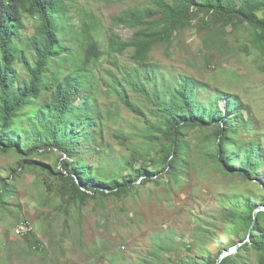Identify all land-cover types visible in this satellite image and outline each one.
<instances>
[{"label": "rangeland", "instance_id": "rangeland-1", "mask_svg": "<svg viewBox=\"0 0 264 264\" xmlns=\"http://www.w3.org/2000/svg\"><path fill=\"white\" fill-rule=\"evenodd\" d=\"M237 1L247 7L245 1ZM175 2L64 0L55 27L68 50L51 62L50 74L61 78L74 71L83 58L81 50L88 36L103 52L94 65L91 110L102 122L94 116L95 127L89 126L84 134L77 130L82 134L76 140L81 147L77 159L84 156L88 166L103 164L110 175L122 176L128 173L129 160L136 152L141 157L135 168L142 164L152 171L163 168L166 137L157 129L163 123L160 113L146 95L126 87L123 91L142 112L135 114L104 85L103 76L115 73L116 66L137 68L132 49L123 55L109 51L110 29L128 41L136 31L149 27L145 24L170 14ZM149 10L151 17H147ZM129 12L146 15L143 24H121L118 18ZM256 13L264 18V8ZM33 24L30 20L21 27L32 35ZM167 26L168 22L158 23L156 31ZM257 33L247 25L223 27L221 21H210L208 15L194 10L187 27L148 51L146 66L158 73L162 95H166L167 85L175 86L172 78L184 75L204 85L205 90L198 89L197 96L202 104H213L215 92L237 96L244 118L253 122L249 130L258 135L252 137L262 142L264 150V54L258 49ZM15 69L21 80L27 78L19 65ZM54 88L53 78L42 84L44 92ZM67 88L73 91V87ZM87 90H83L85 95L93 94ZM227 100L221 96L216 101L224 111ZM184 143L185 149L169 172L156 177L160 184L139 178L125 194L94 195L70 205L57 193L56 176L41 169L46 165L63 172V152L39 150L30 155L43 165L33 169L21 167L24 155L0 151V180L6 178L11 184L5 204L0 205V264H205L209 254L218 256L236 240L225 232L230 213L237 210L236 201L264 197V168L258 179L249 180L227 172L217 160L211 130H185ZM30 145L28 139L21 140L23 151ZM262 154L264 157V151ZM261 258V252L246 248L235 264H262Z\"/></svg>", "mask_w": 264, "mask_h": 264}, {"label": "trees", "instance_id": "trees-1", "mask_svg": "<svg viewBox=\"0 0 264 264\" xmlns=\"http://www.w3.org/2000/svg\"><path fill=\"white\" fill-rule=\"evenodd\" d=\"M241 1H245L247 7L239 5L237 0H176L170 14H163L159 22L153 20L145 24L149 27L136 31L128 41L110 29L109 51L123 55L132 49V59L137 68L122 70L116 66L115 73L107 72V76H103L104 85L112 89L118 99L137 115H142L141 110L123 90L131 87L146 95L163 119L157 129L166 137V142L162 144L166 162L161 171H152L145 164L135 168L134 163L141 155L133 152L128 173L117 176L110 175L103 164L92 167L88 166L84 156L81 160L77 159L81 147L76 140L82 138L77 130L83 134L88 132L89 126H96L92 123L94 116H99L91 111L96 83L94 65L103 55L97 41L92 36L87 37L81 50L83 58L74 71L61 78L50 74L51 62L68 50L55 27L56 17L63 13L64 0H0V151L8 153L12 150L20 156L24 155L20 160L21 167L33 169L43 165L29 158L30 155L39 150L63 152L66 157L62 160L63 172H54L46 165L41 169L56 176L55 184L59 185L57 193L69 205L77 201L83 203L94 195L125 194L135 186L139 178L160 184L156 177L169 172L173 167L186 147L185 130L189 129L211 130L217 160L227 172H236L246 180L258 179L264 168V150L262 142L252 137L258 135L249 130L253 122L244 118V108L239 98L225 92H215L213 104H202L197 96L198 89L205 90L204 85L184 75L172 78L175 86L167 85L166 95H162L158 91L162 83L158 73L150 71L146 66L148 51L157 43L169 39L174 31L187 27L194 10L208 15L210 21H221L223 27L247 25L258 31V49L264 54V18L256 13L264 8V0ZM152 15L149 10L147 17ZM144 17L146 15L138 16L129 12L118 18V21L125 26L142 25ZM30 20L34 23L32 35H28L21 27ZM167 22L169 26L156 31L158 23ZM18 65L27 74L26 79L19 78L15 69ZM49 78H53L55 88L44 92L42 84ZM110 78L112 82H109ZM69 86L73 87L72 92L68 90ZM86 88H89L86 92L93 91V94L85 95L83 90ZM221 96L228 98L225 111L216 102ZM21 122H26L27 126H20ZM89 138L93 140L94 135ZM22 139H28L31 144L26 152L21 149ZM48 188L53 189L54 186L48 184ZM10 189L8 179L2 178L0 205L5 204L4 198ZM236 202L237 210L230 213L229 226L225 231L233 234L236 240L225 250L240 242L244 244L236 254L225 257L220 264H235L240 258V252L246 248L261 252V263L264 264V211L258 213L257 221L254 222V212L264 206V197L249 198L244 203ZM219 256L209 254L205 264H217Z\"/></svg>", "mask_w": 264, "mask_h": 264}, {"label": "water", "instance_id": "water-1", "mask_svg": "<svg viewBox=\"0 0 264 264\" xmlns=\"http://www.w3.org/2000/svg\"><path fill=\"white\" fill-rule=\"evenodd\" d=\"M261 211H264V206H260L258 207L255 212H254V222L257 221V215L259 212ZM244 244V242H240L238 243L236 246L228 249V250H224L222 251V253L220 254L219 258H218V261H217V264H220L221 261L227 257V256H230V255H233V254H236L239 250V248Z\"/></svg>", "mask_w": 264, "mask_h": 264}]
</instances>
